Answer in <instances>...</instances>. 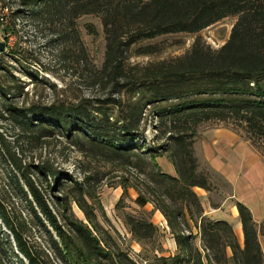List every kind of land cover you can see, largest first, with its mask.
<instances>
[{
  "label": "trees",
  "instance_id": "16d2710c",
  "mask_svg": "<svg viewBox=\"0 0 264 264\" xmlns=\"http://www.w3.org/2000/svg\"><path fill=\"white\" fill-rule=\"evenodd\" d=\"M26 14L37 25L49 28L50 44L65 67L83 64L90 85L103 89L107 97L20 105L16 100L24 86L15 76L5 75L0 80V119L9 120L33 149L46 140L62 138L85 156L149 174L157 187L149 188L151 200L166 218L179 251L175 256L156 258L155 264H219L227 248L236 264H264L251 210L237 205L244 233L241 249L230 224L202 218L203 209L193 191L210 188L209 179L198 172L194 150L200 125L234 120L246 126L250 138L264 137V0H18L11 13L13 26ZM86 15L99 17L105 33V59L99 70L88 69L77 29L78 19ZM231 16L237 22L218 50L197 37L183 57L143 67L128 63L134 48L140 56L160 51L157 45L140 46L144 42L179 33L198 35ZM3 27L2 23L1 31ZM89 29L95 32L92 26ZM150 109L159 121L157 140L169 135L159 150L136 143L144 134ZM0 141L16 171L18 189L49 237L54 259L61 264H101L104 260L125 264L121 254L104 251L94 230L73 215L72 201L83 214H90L87 181H78L51 159L24 164L3 138ZM168 152L178 177L163 173L157 163ZM148 203L142 195L137 198L141 207ZM187 216L199 226L204 253L194 246L193 234L185 233L190 229ZM0 220L28 264H52L26 239L29 224L22 225L11 216L1 199ZM128 222L139 241L156 235L157 228L148 221L129 217ZM1 235L10 244V236L0 232V264H9Z\"/></svg>",
  "mask_w": 264,
  "mask_h": 264
},
{
  "label": "rangeland",
  "instance_id": "374dc122",
  "mask_svg": "<svg viewBox=\"0 0 264 264\" xmlns=\"http://www.w3.org/2000/svg\"><path fill=\"white\" fill-rule=\"evenodd\" d=\"M17 3L18 0H0V27L2 23L4 25V31L0 29V46L3 45L4 47L3 51L0 50V80L5 75H13L16 77L17 83L24 86L23 92L20 93L21 95L19 94V99L16 101L20 105H25L40 100L47 103H76L83 99L106 98L107 94L104 93L103 89L90 85L88 81L89 72L83 64H81L82 66L75 64L68 68L65 67L64 61L57 56L54 44H50L51 34L49 28L37 25L28 14L15 21L16 25L13 26L11 13L17 9ZM236 22L237 17L231 16L203 30L198 35L179 33L144 42L140 46L157 45L160 51L151 56H140L134 48L128 63L132 67H143L183 57L192 50L197 37H200L211 49L218 50L229 40ZM90 26L94 28V33L90 32ZM77 29L85 48L88 69L89 66L96 67L98 70L101 69L106 51V39L101 19L94 15L83 16L77 21ZM158 124L159 121L156 119V115L150 109L145 117L144 134L136 143L144 145L145 149L152 148L154 150H159L167 144L169 135L157 140L160 135V132L156 131ZM241 125L234 120L203 123L197 128L194 141L207 128L223 126L232 129L247 141L264 163V137L250 138L251 135L245 130L246 126ZM22 137L19 130L9 120L0 119V139L3 138L10 150L15 152L24 164L33 161L36 164L39 161L51 159L56 166L68 171L78 181L88 182V186L85 185V187H88V195L86 196L88 204L86 205L89 207L90 214H83L82 208L75 201L71 203L72 211L75 218L84 221L86 225L94 230V235L101 241V247L104 251L113 256L121 254L120 259L125 264H155L157 263L156 258L160 256L168 257L177 253L173 254L168 251L166 236L162 232H159L153 240L139 241L131 231L128 222L129 217L145 222L148 220L154 221L155 213L161 212L156 209L154 202L151 200L153 198L149 188L157 187L148 177L149 174L142 175L131 167H122L119 164L85 156L70 147L68 142L62 138L46 140L42 145L33 149ZM1 144L0 141V199L10 215L19 220V223L30 225H28V233L25 236L36 251L41 254L45 253L52 264H61L54 259L47 233L32 216L28 202L18 189L14 179L16 171L8 161L4 153L5 149ZM163 154V156L157 158V163L162 171L164 170L161 165L164 167V164L168 162L174 165L170 153ZM206 169L207 167H202L199 164L198 172L209 179L211 187L212 185L214 189L219 187L223 196L234 194L226 181L212 175ZM148 171L153 174L155 169H149ZM240 174V183H245V175ZM85 177L86 179L90 177V179L86 180ZM210 178L213 181H210ZM249 192L248 184L245 183L243 187L238 189L237 195L248 202L252 197ZM141 195L149 199V203L144 207L137 204V198ZM249 204L264 253V214L258 215L256 213L260 206L251 202ZM195 231L189 229L185 230V233H195ZM0 232L10 236L9 244L6 236L1 235L8 263L20 264L22 260L24 264H28V261L19 255L12 235H9V231L1 220ZM241 237H243V233L239 237L235 235L236 241L243 249L244 238ZM230 239L232 241L230 237L229 239L224 238L225 241L229 242ZM194 242V246L201 248L202 243L199 239H195ZM225 243L223 242V244ZM223 249H225V246H223ZM170 253L171 255H169ZM181 255H186L183 250H181ZM232 256L231 249L227 248L226 256L224 255V260L219 264H236ZM110 262L112 261L104 260L101 264H111ZM206 264H208L207 261Z\"/></svg>",
  "mask_w": 264,
  "mask_h": 264
},
{
  "label": "crops",
  "instance_id": "0c3cea01",
  "mask_svg": "<svg viewBox=\"0 0 264 264\" xmlns=\"http://www.w3.org/2000/svg\"><path fill=\"white\" fill-rule=\"evenodd\" d=\"M194 150L198 164L207 167L206 170H209L212 175L226 181L234 193L223 196L221 194L222 190L219 187L214 189L213 185L212 187L209 185L208 190L195 187L193 191L198 196L203 209L202 218L212 221H225L231 225L236 236H241L243 227L238 211V203H242L250 209L249 203L251 202L260 206V209L256 212L258 215L264 214V163L247 141L232 129L223 126L209 127L200 133L195 140ZM161 167L164 170L163 173L178 177L176 168L172 163H165L164 167L162 165ZM240 173L245 175V183L248 184L249 194L252 196L248 202L237 195L238 189L245 184L240 183ZM210 181H213V179L210 178ZM187 220L190 229L196 230L195 233L191 232L194 239H199L202 243L199 226H196L188 216ZM148 222L157 228V232L154 238L142 241L153 240L159 232H162L166 236L168 251L173 254L177 252L176 254H178V245L163 214L156 212L155 220H148ZM241 238H244V233ZM163 248L165 249V247ZM199 249L203 252L202 246Z\"/></svg>",
  "mask_w": 264,
  "mask_h": 264
},
{
  "label": "water",
  "instance_id": "95a60500",
  "mask_svg": "<svg viewBox=\"0 0 264 264\" xmlns=\"http://www.w3.org/2000/svg\"><path fill=\"white\" fill-rule=\"evenodd\" d=\"M3 49H4V47H3V45H1V46H0V50L3 51Z\"/></svg>",
  "mask_w": 264,
  "mask_h": 264
}]
</instances>
